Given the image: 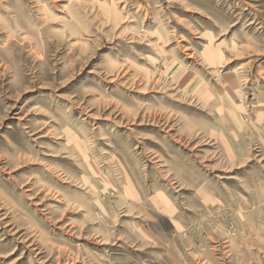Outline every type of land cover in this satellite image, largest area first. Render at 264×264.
Instances as JSON below:
<instances>
[{
	"label": "rangeland",
	"instance_id": "rangeland-1",
	"mask_svg": "<svg viewBox=\"0 0 264 264\" xmlns=\"http://www.w3.org/2000/svg\"><path fill=\"white\" fill-rule=\"evenodd\" d=\"M0 264H264V0H0Z\"/></svg>",
	"mask_w": 264,
	"mask_h": 264
}]
</instances>
